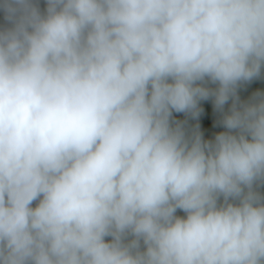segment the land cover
I'll return each instance as SVG.
<instances>
[{
    "label": "clouds",
    "instance_id": "9594fccd",
    "mask_svg": "<svg viewBox=\"0 0 264 264\" xmlns=\"http://www.w3.org/2000/svg\"><path fill=\"white\" fill-rule=\"evenodd\" d=\"M0 11V264H264V0Z\"/></svg>",
    "mask_w": 264,
    "mask_h": 264
},
{
    "label": "rangeland",
    "instance_id": "374dc122",
    "mask_svg": "<svg viewBox=\"0 0 264 264\" xmlns=\"http://www.w3.org/2000/svg\"><path fill=\"white\" fill-rule=\"evenodd\" d=\"M41 9L45 7V0H40ZM7 22L0 18V27L6 26ZM208 87H215V85L209 83ZM264 93V73L259 78L254 79L251 82L242 84L238 90L237 94L241 102H246L250 100L256 93ZM231 106V101L225 105V111H227ZM200 108L202 109L198 118H192L190 115L184 113H174L173 116L176 120L184 123L185 128L188 131H192L199 125V131L215 130L218 128H223L220 124L222 114L216 110L213 100L210 98L206 101L200 102ZM217 132V131H215ZM202 136L206 140H212L215 138L214 134L202 133ZM178 215H184L180 210L177 211ZM106 239H110L106 238Z\"/></svg>",
    "mask_w": 264,
    "mask_h": 264
},
{
    "label": "crops",
    "instance_id": "0c3cea01",
    "mask_svg": "<svg viewBox=\"0 0 264 264\" xmlns=\"http://www.w3.org/2000/svg\"><path fill=\"white\" fill-rule=\"evenodd\" d=\"M215 131H225V129L224 128H218V129H215V130H207V131H200V132L214 134ZM189 132H191V131H189Z\"/></svg>",
    "mask_w": 264,
    "mask_h": 264
},
{
    "label": "trees",
    "instance_id": "16d2710c",
    "mask_svg": "<svg viewBox=\"0 0 264 264\" xmlns=\"http://www.w3.org/2000/svg\"><path fill=\"white\" fill-rule=\"evenodd\" d=\"M39 4H40V0H39ZM40 7H41V5H40ZM0 18L5 20V18H4V13H3L2 11H0ZM5 21H6V20H5ZM259 190H260L262 193H264V187H261Z\"/></svg>",
    "mask_w": 264,
    "mask_h": 264
},
{
    "label": "built area",
    "instance_id": "2783aa9c",
    "mask_svg": "<svg viewBox=\"0 0 264 264\" xmlns=\"http://www.w3.org/2000/svg\"><path fill=\"white\" fill-rule=\"evenodd\" d=\"M220 132H222V131H217V132H214V135L216 136L218 133H220Z\"/></svg>",
    "mask_w": 264,
    "mask_h": 264
}]
</instances>
